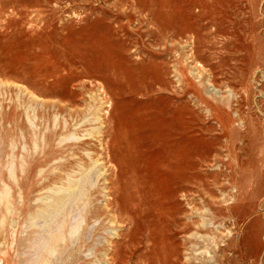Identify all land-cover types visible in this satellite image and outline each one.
<instances>
[{
	"label": "rangeland",
	"instance_id": "rangeland-1",
	"mask_svg": "<svg viewBox=\"0 0 264 264\" xmlns=\"http://www.w3.org/2000/svg\"><path fill=\"white\" fill-rule=\"evenodd\" d=\"M44 258L264 264V0H0V264Z\"/></svg>",
	"mask_w": 264,
	"mask_h": 264
},
{
	"label": "bare ground",
	"instance_id": "bare-ground-1",
	"mask_svg": "<svg viewBox=\"0 0 264 264\" xmlns=\"http://www.w3.org/2000/svg\"><path fill=\"white\" fill-rule=\"evenodd\" d=\"M59 203H60V202H59ZM74 226H75V225H74ZM77 226H79V225H77ZM77 226H76V227H77ZM74 230L76 231L75 228H73V231H74ZM47 233H48V232H47ZM47 233H46V234H47ZM52 233H53V232H52ZM74 233H75V232H74ZM74 233H73V234H74ZM56 235H57V234H56ZM52 236H53V235H52ZM59 237H60V236H59ZM61 238H62V237H61ZM61 238H60V239H61ZM74 238H75V237H74ZM44 239H46V238H44ZM51 240H52L53 243L57 240V238L55 237V234H54V236L51 238ZM62 240H63V238H62ZM42 242H43V241H42ZM49 242H50V241H49ZM52 242H51V244H52ZM57 242H58V241H57ZM49 244H50V243H49ZM54 244H55V243H54ZM37 247H38V246H37ZM49 247H50L49 249H46V250H45V251L48 252V254H49V252H53V251H52V246L49 245ZM38 248H39V247H38ZM38 248H37V249H38ZM45 248H46V247H45ZM39 249H41V248H39ZM54 249H55V247H54ZM42 250H43V249H42ZM40 251H41V250H40ZM37 252H38V251H37ZM43 252H44V251H43ZM43 252H42V253H43ZM47 252H46V253H47ZM46 253H45V254H46ZM49 256L52 257L53 255H52V256L49 255ZM49 256H48V257H49ZM41 260H42V259H41ZM46 260H48V259L44 258V261H42V264H48V262L46 263ZM49 261H50V259H49Z\"/></svg>",
	"mask_w": 264,
	"mask_h": 264
}]
</instances>
